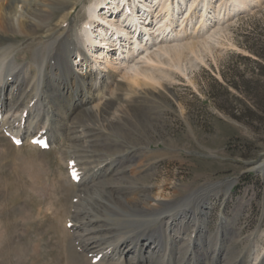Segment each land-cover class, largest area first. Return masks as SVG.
I'll return each instance as SVG.
<instances>
[{"label":"rangeland","instance_id":"obj_1","mask_svg":"<svg viewBox=\"0 0 264 264\" xmlns=\"http://www.w3.org/2000/svg\"><path fill=\"white\" fill-rule=\"evenodd\" d=\"M78 1L57 15L50 28L59 29L69 22L75 31L82 29L90 20L88 10L100 0ZM205 1L208 9L202 12ZM242 2L239 11L212 19L234 0L179 1L167 34L184 32L167 44V54L153 48L159 59L151 50L154 63L139 65L155 77L147 82L151 91L144 95L123 75L126 66L119 69L118 87L123 90L132 83L138 93L128 100L108 98L113 108L98 118L114 120L121 129L91 127V134L107 147L95 149L90 160L99 158L101 152L102 156L120 153L126 147L134 148L136 157L154 154L140 163L137 176L125 173L110 178L122 184L124 194H154L153 186L162 180L171 183L169 191L178 190L175 201L191 191L216 187L210 192L211 212L204 236L214 240L217 217L225 216L231 231L221 243L227 255L233 261L240 258L239 264H252L255 257L264 261V175L251 170L264 160V76L257 69L260 61L248 49L259 51L264 44V0ZM116 3L120 13H126L122 5L127 0ZM186 16L189 19L180 26ZM117 17L120 19L119 13ZM205 19L212 21L204 26ZM109 32L120 37L114 29ZM30 43L28 39L18 43L19 58L31 54ZM238 74L249 82L244 97L227 88L222 78L242 89ZM243 109L252 113L244 121L230 116ZM12 139L0 131V264H88L68 231L70 223L65 225L72 197L64 184L70 181L68 174L64 176L67 172L61 159L67 149L53 144L42 151L24 141L14 145ZM125 166L126 170L128 164ZM193 230L191 225L183 226L182 236L188 238Z\"/></svg>","mask_w":264,"mask_h":264},{"label":"bare ground","instance_id":"obj_2","mask_svg":"<svg viewBox=\"0 0 264 264\" xmlns=\"http://www.w3.org/2000/svg\"><path fill=\"white\" fill-rule=\"evenodd\" d=\"M179 1L127 0L129 14L127 9L121 14L116 0H100L88 10L90 20L75 31L69 22L59 29L50 27L57 15H63L78 0H0V131L29 144L38 137L67 149L61 159L67 172L64 176L68 174L70 181L64 184L72 197L65 225L70 223L68 231L88 264L94 259H98L94 264H239L240 258L231 260L221 243L231 231L225 216L217 217L214 240L204 236L211 212L210 192L216 187L191 191L175 201L178 190L169 191L171 183L162 180L153 186L154 194H124L122 184L110 178L125 173L137 176L140 163L154 154L144 153L140 158L135 156L134 148L126 147L120 153L104 151L102 156L101 152L99 158L90 160L91 153L105 143L89 129H121L114 120L98 118L113 108L108 98L128 100L138 93L135 85L144 95L151 91L147 82L155 77L139 65L149 67L154 63L149 54L153 48L167 54V44L184 32L167 34ZM205 2L202 12L208 9ZM243 4L242 0H234L212 19L239 11ZM188 19L184 17L180 26ZM211 21L205 19L201 24ZM108 27L120 37L108 33ZM17 37L31 41L30 56H17L18 43L23 40ZM123 65V75L135 85L127 83L130 85L122 90L116 76ZM92 118L95 121L91 123ZM251 170L264 175V160ZM185 225L194 228L188 238L181 232ZM252 260V264H264L258 262V257Z\"/></svg>","mask_w":264,"mask_h":264},{"label":"trees","instance_id":"obj_3","mask_svg":"<svg viewBox=\"0 0 264 264\" xmlns=\"http://www.w3.org/2000/svg\"><path fill=\"white\" fill-rule=\"evenodd\" d=\"M249 53L253 56L256 57V59H258L260 62L257 64V69H258V72L260 73L261 76H264V44L263 46L260 48V50H253V49H248ZM242 60L244 61H247V57H241ZM240 75L239 78L242 79V89H240L236 84L234 83H227L226 82V79L224 76H222L225 84L228 86L227 88H232L234 90H237L239 92V95L244 97V95H246L247 93V90L249 89V82L244 79V75L242 74H238ZM237 114V115H236ZM231 113L230 116L237 120V121H244V119L248 118L251 116V111L250 110H247V109H243L241 110L239 113Z\"/></svg>","mask_w":264,"mask_h":264}]
</instances>
